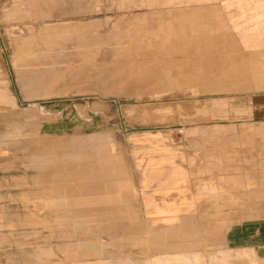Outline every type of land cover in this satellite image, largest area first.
<instances>
[{"label":"rangeland","instance_id":"374dc122","mask_svg":"<svg viewBox=\"0 0 264 264\" xmlns=\"http://www.w3.org/2000/svg\"><path fill=\"white\" fill-rule=\"evenodd\" d=\"M224 1L230 6L218 0H0V90L14 103L0 98V264H181L180 244L186 251L187 236L196 234L188 218L155 227L136 193L125 212L118 194L93 186L83 194L48 190L62 183L52 174L58 165L66 168L61 154L71 138L106 136L124 155L135 190L139 172L131 150L174 147L195 164L203 160L199 147L220 140L222 173L224 164L235 163L237 177L235 195L221 187L222 202L257 200L245 177L264 140V55L243 59L246 76L235 74L241 61L232 57L264 51V0H249L259 14L246 19L236 15V0ZM199 4L205 9L184 10ZM179 22L186 35L168 48L166 32ZM222 36L231 43H221ZM32 70H40L37 96H27L19 78ZM45 160L60 164L42 167ZM88 248L97 253L75 256ZM162 251L169 254L152 256Z\"/></svg>","mask_w":264,"mask_h":264},{"label":"crops","instance_id":"0c3cea01","mask_svg":"<svg viewBox=\"0 0 264 264\" xmlns=\"http://www.w3.org/2000/svg\"><path fill=\"white\" fill-rule=\"evenodd\" d=\"M252 3L249 0H236L233 4L236 7V15L246 19L254 13L259 14L255 12L258 7H254ZM218 4L224 8L230 6L224 0H218ZM200 8L205 9V6L191 5L184 10L188 13L190 9L200 10ZM228 10L226 9V12L232 14ZM199 16L203 17V15ZM169 29L166 34H171L172 38L166 41L167 47L181 45L186 35V28L179 22L178 26ZM240 36L243 37H239V41L244 42L246 35ZM226 37H220V42L231 43L228 39L231 37ZM229 49L235 50L233 46ZM262 55L264 51L234 55L232 59L235 62L241 61L235 74L246 76L248 70L243 59H254ZM258 69H262V65L259 64ZM251 70L257 69L251 67ZM212 71L215 76L221 73L215 69ZM53 75L58 77L55 71ZM19 78L22 87L28 90L27 96L40 95V70L22 72ZM0 98L14 105L5 91L0 90ZM67 142L68 150H64L61 154V157L67 159L64 163L66 168L61 170L58 165L60 163L53 160H45L41 165L42 167L58 165L52 177L62 182L46 190L57 192L58 188H62L72 194H83L93 186L95 189H101L104 194H118L119 199L124 203L125 212L129 208L131 193H136L140 210L155 227H170L177 220L188 218V226L195 228L196 234L187 236L186 251L185 242L180 244L181 264H264V140L260 141L252 152L254 159H251L248 167L251 170L247 171L245 177L247 191H254L257 200L243 205L222 202L221 187L228 191L229 195H235L232 184L237 177L235 163L224 164L222 173L220 140L204 143L199 147L197 152L202 155L203 160L195 164L189 153L181 155L179 152L183 151L174 147L165 146L156 148L155 151L135 149L132 152L131 150L135 168L139 172L137 190L127 180L124 155L113 151L106 136L89 134L88 137L71 138ZM227 148L228 152H231L233 146L230 142ZM44 176L49 175L45 173ZM87 178H90L91 184L88 183ZM222 178L228 180L223 186ZM100 179L105 182L97 184ZM69 180L76 182L71 183ZM75 253V256L80 257L97 252L93 248H88ZM164 254H169V251H162L152 256L163 258ZM152 264H161V262Z\"/></svg>","mask_w":264,"mask_h":264}]
</instances>
